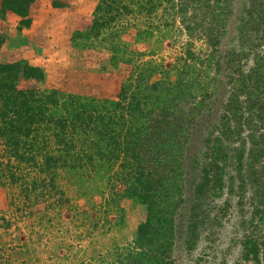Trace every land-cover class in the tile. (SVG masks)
<instances>
[{
    "label": "trees",
    "instance_id": "16d2710c",
    "mask_svg": "<svg viewBox=\"0 0 264 264\" xmlns=\"http://www.w3.org/2000/svg\"><path fill=\"white\" fill-rule=\"evenodd\" d=\"M32 1L2 0L0 12L12 11L25 18L20 23L26 25ZM127 1L98 0L85 33L90 47L100 44L104 35L115 62L122 59L123 46L114 40L113 24L122 18V9L146 15L161 0ZM248 4L236 30L240 38L260 43L264 0ZM177 10L188 32L201 26L214 45L232 15V0H179ZM120 24L123 28V20ZM81 35L75 32L74 42ZM3 42L0 35V47ZM180 59L170 69L136 66L137 72L122 81L114 98L18 88L20 74L41 80L42 70L23 62H0V185L18 186L26 203L38 189L62 195L57 181L61 172L80 184L86 173L99 179L110 173L107 181L115 178L122 187L113 191L114 182L112 195L136 199L147 211L130 247L118 255V264H172L175 217L185 204L189 239L190 230L207 221L204 203L224 189L264 193V52L254 56L247 69L235 65L233 58L228 61L223 85L229 90L215 112L219 58L191 52ZM158 70L166 79H151ZM248 243L243 258L258 262L259 244ZM11 253L0 242V264H14Z\"/></svg>",
    "mask_w": 264,
    "mask_h": 264
},
{
    "label": "rangeland",
    "instance_id": "374dc122",
    "mask_svg": "<svg viewBox=\"0 0 264 264\" xmlns=\"http://www.w3.org/2000/svg\"><path fill=\"white\" fill-rule=\"evenodd\" d=\"M33 1L28 8L26 25L20 23L25 18L12 25V21L4 20L0 12V35L4 39L0 62H23L43 72L41 80L20 74L16 83L22 89L56 88L95 98H114L122 81L137 72L136 66L156 64L170 69L178 58L191 56V52L202 57L212 54L215 59L219 58L221 65L220 73L215 74L219 82L213 98L215 112L229 90V86L223 85L227 81L224 74L228 61L231 58L238 61L240 57L235 65L247 69L254 56L264 52V41L242 39L236 30L239 18L247 16L248 0H232V15L214 45L209 43L203 27L192 32L183 27L177 10L179 0L173 3L161 0L153 12L146 15L143 12L130 15L122 9V18L113 24L117 29L113 32L114 40L123 46V54L119 55L122 59L116 62L110 58L109 41L104 35L100 44L96 41L91 47L84 41L98 0H42L44 4L38 6ZM123 1L128 4L127 0ZM57 7H65V11L72 7L71 11L82 13L76 27L61 29L57 21L52 30L44 29L50 16L48 8ZM32 14L36 18L35 25L31 22ZM77 31L82 35L81 38L75 36L74 42ZM257 42L259 45L255 46ZM36 63L40 64L33 65ZM169 77L174 78L173 73ZM159 78L166 79V76L160 75L158 70L151 79ZM109 176L110 173L99 179L92 172L86 173L80 184L74 177L61 172L57 181L62 195L38 189L26 203L19 196L18 186L10 182L0 185V242L12 252L13 263L118 264V255L130 247L147 211L136 199L115 198L111 191L115 178L107 181ZM118 183L120 181L114 183L113 191L122 188ZM262 195L251 193L248 188L243 193L224 189L219 197L204 203L207 221L196 230L191 229L189 239L185 235L190 212L186 207L188 203L185 204L175 217L172 264H264L263 192ZM105 200L110 201L109 206L105 205ZM248 240L259 244L258 262L252 257L243 258Z\"/></svg>",
    "mask_w": 264,
    "mask_h": 264
},
{
    "label": "crops",
    "instance_id": "0c3cea01",
    "mask_svg": "<svg viewBox=\"0 0 264 264\" xmlns=\"http://www.w3.org/2000/svg\"><path fill=\"white\" fill-rule=\"evenodd\" d=\"M1 0H0V4H1ZM36 3L35 5L38 6V4H44V2L42 0H34L33 3ZM1 7V6H0ZM31 7H33L31 5ZM64 9H61L59 7L57 8H48V14H50V16L48 17L49 20H46L45 22L47 23L45 28L44 29H47L46 31L48 30H52L53 29V26L55 23H57V21L60 23L61 25V29H64V28H71L72 26H75L76 27V24L78 23L79 20H81V15L82 13L81 12H73L71 11L72 10V7H70V11L66 9L65 11V7H63ZM4 20H10L12 21V25H14L13 23H16L17 21H20L23 17L19 16L18 15V18H17V15H13L11 12L9 13L8 11H5L4 13ZM32 24L35 25L36 23V18L34 17V15L32 14ZM58 31H60L58 29ZM65 31V30H64ZM18 35L20 37H23L22 36V33L21 32H18ZM40 64V63H39ZM38 63L36 64H33V65H39ZM32 65V64H31Z\"/></svg>",
    "mask_w": 264,
    "mask_h": 264
}]
</instances>
